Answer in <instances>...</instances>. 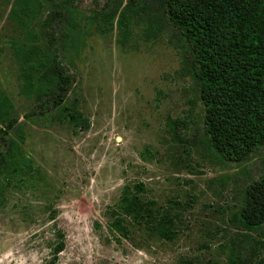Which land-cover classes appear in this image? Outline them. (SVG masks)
<instances>
[{"label": "rangeland", "instance_id": "1", "mask_svg": "<svg viewBox=\"0 0 264 264\" xmlns=\"http://www.w3.org/2000/svg\"><path fill=\"white\" fill-rule=\"evenodd\" d=\"M107 1L78 4L91 16ZM7 14L0 7V84L23 113ZM85 40L70 99L90 125L21 115L27 164L0 205V264H47L59 231L66 245L59 264H226L239 234L230 220L247 183L264 175V147L227 165L201 143L202 125H180L184 140L174 139L167 118L201 108L191 103V81L178 74L171 34L146 40L138 28L122 46L116 26L101 33L88 25ZM138 182L178 215L173 240L138 227L125 238L111 227L124 187Z\"/></svg>", "mask_w": 264, "mask_h": 264}, {"label": "trees", "instance_id": "2", "mask_svg": "<svg viewBox=\"0 0 264 264\" xmlns=\"http://www.w3.org/2000/svg\"><path fill=\"white\" fill-rule=\"evenodd\" d=\"M78 2L0 0L8 12L9 48L18 65L19 93L25 104L22 113L0 84V205L7 186L27 164L22 114L27 118L54 114L71 125H90L70 99L88 25L101 33L116 26L122 46L138 28L146 40L171 34L180 54L178 74L191 81L196 97L191 103L201 108L199 114L191 107L183 118H167L176 141L184 140L179 126L195 122L203 126L201 143L221 164L246 162L262 150L264 0H108L91 16ZM111 215V227L125 238L131 237L134 227L165 240L177 234L178 215L148 198L142 182L124 187ZM230 222L239 234L229 241L226 264H264V234L253 236L264 230V175L247 183L244 201ZM56 238L47 264H59L65 249L62 231Z\"/></svg>", "mask_w": 264, "mask_h": 264}]
</instances>
